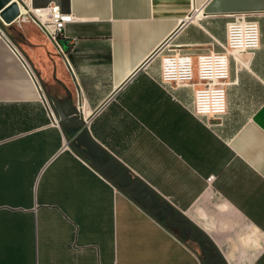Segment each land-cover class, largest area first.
I'll return each instance as SVG.
<instances>
[{
  "label": "crops",
  "instance_id": "obj_1",
  "mask_svg": "<svg viewBox=\"0 0 264 264\" xmlns=\"http://www.w3.org/2000/svg\"><path fill=\"white\" fill-rule=\"evenodd\" d=\"M17 1V51L0 39V264H203V249L209 264H264V0ZM46 4L74 17L62 53L31 18ZM239 14L259 47L230 57L226 113L197 116L161 57L222 51ZM26 64L98 161L116 158L205 240L180 239L66 145Z\"/></svg>",
  "mask_w": 264,
  "mask_h": 264
},
{
  "label": "built area",
  "instance_id": "obj_2",
  "mask_svg": "<svg viewBox=\"0 0 264 264\" xmlns=\"http://www.w3.org/2000/svg\"><path fill=\"white\" fill-rule=\"evenodd\" d=\"M31 18L41 31L49 37L60 53L63 52L59 38L74 42V38L65 35V27L74 21L71 13L61 11L57 6L46 4L45 7L31 9ZM3 26L6 23H2ZM226 41L220 52L208 51L192 57L187 53H168L161 57V75L164 82L175 85L194 87L191 112L197 116L220 117L226 113V87L230 84L229 59L234 53L252 52L259 46L260 30L257 20L245 14L233 16L226 24ZM0 39L10 43L4 29L0 27ZM64 56V55H63ZM31 76L33 72L26 64ZM35 85L37 81L34 78ZM43 100V98H42Z\"/></svg>",
  "mask_w": 264,
  "mask_h": 264
},
{
  "label": "water",
  "instance_id": "obj_3",
  "mask_svg": "<svg viewBox=\"0 0 264 264\" xmlns=\"http://www.w3.org/2000/svg\"><path fill=\"white\" fill-rule=\"evenodd\" d=\"M20 14V6L17 0H0V19L3 23L10 24ZM185 21L182 22V24ZM0 27L4 29L3 24L0 22ZM6 34V31L4 29ZM8 38L13 44L16 42L8 34ZM67 43V41H66ZM39 84V85H38ZM40 96L43 101L47 99L50 104L51 113L50 117L54 118L64 133L66 145L72 150L76 151L82 158H84L88 164H90L99 174L105 179H108L115 188H117L122 194L126 195L132 201H135L139 207L152 216L155 220L161 222L162 218L166 217V223L172 227L181 229L179 238L187 237L191 241H195L197 244L201 240H205L203 234H199L196 228L176 209L165 200L160 198L155 192L147 185L141 178L136 175L131 176L128 169L120 163L116 158L111 155L108 156L107 161L100 162L94 157L92 153V145H94L89 132H87L85 122L78 115L63 117L60 114L57 101H55L50 94L46 93L45 87L42 83H38ZM45 96V99H44ZM54 118H53V117ZM70 128L82 129V133L76 137H72ZM82 140V144L77 141ZM104 156V155H103ZM205 258L203 264H209V256L206 250H202ZM222 264H225L222 262Z\"/></svg>",
  "mask_w": 264,
  "mask_h": 264
}]
</instances>
